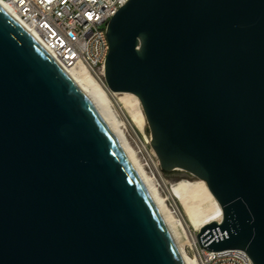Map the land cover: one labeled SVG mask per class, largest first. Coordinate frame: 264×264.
Segmentation results:
<instances>
[{"label":"water","instance_id":"1","mask_svg":"<svg viewBox=\"0 0 264 264\" xmlns=\"http://www.w3.org/2000/svg\"><path fill=\"white\" fill-rule=\"evenodd\" d=\"M105 81L141 103L166 172L206 182L198 238L264 264V0H128ZM0 264H185L111 130L0 4Z\"/></svg>","mask_w":264,"mask_h":264},{"label":"built area","instance_id":"2","mask_svg":"<svg viewBox=\"0 0 264 264\" xmlns=\"http://www.w3.org/2000/svg\"><path fill=\"white\" fill-rule=\"evenodd\" d=\"M0 1L11 8L58 62L65 66L80 63L98 83L106 85L108 22L128 0ZM146 141L150 144L151 139ZM154 158L157 159L155 153ZM145 166L151 168L147 159ZM203 257V264H253L243 249L206 250Z\"/></svg>","mask_w":264,"mask_h":264},{"label":"bare ground","instance_id":"3","mask_svg":"<svg viewBox=\"0 0 264 264\" xmlns=\"http://www.w3.org/2000/svg\"><path fill=\"white\" fill-rule=\"evenodd\" d=\"M0 4L22 26L27 29V27L18 19V17L14 14V12L7 4L1 1ZM27 30L29 31V29ZM34 37L38 40L36 36ZM61 66L70 74L79 88L87 95V97L93 103V105L111 130L112 134L118 141L120 147L127 156L130 164L136 171L139 179L143 183L155 207L157 208L163 220V223L170 235V238L173 241L183 262L185 264H198L197 260L194 257H190L187 254L186 240L184 239L182 233L179 231V226L182 225L184 230L187 227L186 225H184L185 223L189 224V227H193L195 233L193 231H190L189 229V235L195 242L198 238L196 232L198 233L203 227L213 222L219 223L221 221V206L208 188L206 182L202 179H199L197 182L185 180L174 184L169 189V197L179 204V212L181 213L185 221V223H183L184 221L181 218L178 219L173 214V211L167 203V198H164L161 195L154 177L148 173L145 164L142 163L141 159L138 156V153L128 141L125 131L122 128V123L115 118L109 103V94L118 95V103L122 104L121 108L128 113L133 126L142 130L145 125V115L141 108L139 98L135 94L130 92L110 91L107 85L104 86L98 83L80 63L75 66H65L63 64H61ZM149 156L152 159V165H154L153 167H155V169L159 173V176H161L158 169L159 162L157 163V160L154 158V153L150 152ZM184 233H188L187 229Z\"/></svg>","mask_w":264,"mask_h":264},{"label":"rangeland","instance_id":"4","mask_svg":"<svg viewBox=\"0 0 264 264\" xmlns=\"http://www.w3.org/2000/svg\"><path fill=\"white\" fill-rule=\"evenodd\" d=\"M109 97H110V99H109L110 107L114 113L115 118L122 123V128L125 131V134L128 138V141L130 142L132 147L138 153V156L141 159L143 164H145L146 159L148 160V162L151 166V168H148L147 166H145L148 173L154 177L161 195L164 198H167V203L169 204V207L173 211V214L175 215V217L178 219L181 218L184 221L181 213L179 212V210H180L179 204L175 200H173L169 197V189L174 184H176L180 181L189 180L192 182H197L199 180V178H196V177L191 178V177H188L187 175H184V174L182 175L180 172H170V173L166 172L164 169H162L160 163H158L159 160L157 158L156 160L158 163V169H159V172L161 175V176H159V173L155 169V167H153L154 165H152L153 163L151 162L150 156H149V153L151 151H153L152 146H151V144H148L145 142L146 139L150 140V132L147 130L148 129V123L146 121V118H145V125H144L143 129L140 130V129L136 128L131 123L128 113L121 108L122 104L118 103L119 96L109 94ZM141 108H142V106H141ZM140 150H141V152H140ZM183 223H185V221ZM184 225L187 226L186 229H187L188 233L187 234L184 233L186 231V229L184 230L182 225L179 226V231L182 233V235L184 236V239L186 240L187 254L190 257H194L197 260L198 264H203V262H204L203 255L207 249L202 246V244L198 238L194 242L192 240V237H190L189 229H190V231H193L195 233V230H193V227H191V226L189 227V224H187V223H185ZM199 233H200V231L198 233L196 232L197 236Z\"/></svg>","mask_w":264,"mask_h":264}]
</instances>
